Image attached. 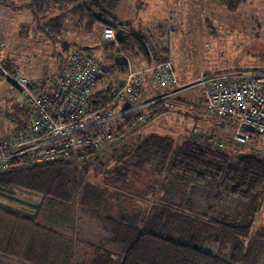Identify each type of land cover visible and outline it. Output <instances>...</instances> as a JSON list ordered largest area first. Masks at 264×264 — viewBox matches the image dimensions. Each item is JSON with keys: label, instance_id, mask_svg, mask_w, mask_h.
Wrapping results in <instances>:
<instances>
[{"label": "rangeland", "instance_id": "rangeland-1", "mask_svg": "<svg viewBox=\"0 0 264 264\" xmlns=\"http://www.w3.org/2000/svg\"><path fill=\"white\" fill-rule=\"evenodd\" d=\"M31 1L0 0V42L5 44L0 62L8 60L3 56L9 50L13 56L7 61L11 66L10 70L21 68L36 83L49 80L57 77L62 71L61 59L65 56L64 49L69 48L71 51L76 46L86 44L91 48L83 51L96 56L106 69L107 75L98 83L97 90L107 84L112 87L123 84L130 71H137L134 70L136 57L122 50L118 42H111L117 51L114 56L116 62L106 59L109 52L105 48L107 41L102 37V30L106 25L96 26L90 33L83 29L72 30L60 38H51L40 27V22L34 20L32 9L28 6ZM114 17L120 22L118 27L122 31L140 32L148 39L146 46L151 48V51L148 48L151 58L144 66L161 60H171L183 86L201 74L222 76L228 72L248 75L264 70V0H244L236 11L227 10L217 0H123L114 12ZM163 47L169 48L168 59L161 57L160 60H156L155 54L159 56ZM112 64H115V67ZM163 90L166 94L179 88ZM190 90L202 94L201 89L197 87H189L185 91ZM146 95L145 100L149 98ZM153 98L157 99L149 105L147 102L149 112L155 102L163 100V97L155 94ZM201 100V97L190 101L178 100L172 105L164 103L166 107L159 104V112L162 111L160 114L144 124L134 123L135 136L138 133L146 135L154 131L153 128L180 138L181 141L190 138L192 134L200 137V134L205 133L230 152L233 151L231 153L252 152L264 156V134H252L253 138L248 130H243L250 134L251 139L239 145L233 139L234 127L223 128V122L211 113L217 121V128H213L214 132L206 131L203 123L204 110L191 105L192 103L201 106L203 103ZM28 111L29 107L22 100L20 90L0 71V140L10 136L14 129L24 126ZM124 119L130 122L131 117L124 116L118 122L122 123ZM104 153L106 156L103 157L106 159L115 152L111 149L108 156L106 152ZM110 163L109 169L97 167V170L89 171L91 175L85 177L84 182L104 190L98 204L102 212L109 206L104 205L109 201L114 204L110 211L113 218L119 222L123 220L129 224H139L145 218L152 202L153 188L148 182L159 176L141 174L140 177L131 179V189L122 188L111 180L115 172L113 162ZM118 188L122 193L119 198L115 195L120 192ZM7 193L12 197L4 199V203L21 214L31 213L30 206L40 204L43 198L42 194L27 189L12 188ZM78 202L80 203V199ZM196 204L200 206V211L208 207V203L203 200ZM77 205H71L65 213L55 212L50 204L43 208L38 222L56 232L51 234L34 230L31 225L27 226L18 220L0 216V250L4 253L0 254V264H92L98 255L109 258L112 252L119 251L120 239L114 237L112 239L102 220L81 209L82 204ZM242 205L236 206L241 209ZM223 211L229 212L228 216L232 218L233 213L230 211L233 210L225 208ZM217 218L221 219L219 216ZM197 220L203 219L198 217ZM239 220L234 221L242 223L241 225L251 224L249 235L242 237L245 246L248 247L249 258H255L254 264H263L261 237L254 238V233L264 227V204L258 206L256 213H252L250 208L244 210L242 219ZM119 228L124 234L125 229L122 226ZM181 236L186 234L182 232ZM103 248L107 252L103 251ZM120 257L123 256L113 257L117 259V264H120ZM23 258H27L31 263Z\"/></svg>", "mask_w": 264, "mask_h": 264}, {"label": "trees", "instance_id": "trees-1", "mask_svg": "<svg viewBox=\"0 0 264 264\" xmlns=\"http://www.w3.org/2000/svg\"><path fill=\"white\" fill-rule=\"evenodd\" d=\"M122 1L32 0L28 6L32 9L34 20L40 22V27L51 38H60L72 30L83 29L90 33L96 26H113L119 33L117 41L121 49L149 63L151 48L146 46V36L134 31L126 33L118 27L120 22L114 17V12ZM217 1L227 10L236 11L244 0ZM76 48L81 49L82 46L72 50ZM105 48L109 52L106 59L116 62L114 56L117 51L113 43L106 42ZM71 51L69 48L63 50L65 56L61 59V73ZM160 51L162 53L159 56L155 54L156 60L161 57L168 59L169 48L163 47ZM2 63L11 69L7 61L3 60ZM112 65L115 67V64ZM61 73L49 80L34 82L49 88ZM111 88L110 84L104 85L96 95L106 97ZM202 98L206 106L204 94ZM163 100L155 102L150 108L147 121L162 112H159V104L167 106H164L166 102ZM28 116L29 111L25 121ZM114 127L117 128L119 139L101 150V153L85 151L78 156L54 162L16 160L9 169L1 171L0 216L51 234L56 232L38 222L43 208L50 204L55 212L65 213L71 205L81 203L82 206H77L106 224L107 233L112 239H120L119 251L112 252L109 258L98 255L92 264H117V259L113 257L118 256H123L120 257V264H254L255 258H249L248 247L242 238L249 235L251 224L241 225L234 220L242 219L244 210L249 208L252 213H256L258 206L264 204V156L252 152L231 153L233 151L230 152L205 133L200 134V137L192 134L190 138L181 141L180 138L157 130L135 136L136 128L125 119L122 123L115 122ZM248 131L251 135L264 134L255 130ZM111 149L115 153L104 159V152L108 156ZM110 162H113L115 172L111 180L122 188L131 189V179L141 174L159 176L148 182L153 188L152 202L139 224L133 225L123 220L119 222L113 218L110 211L114 204L109 201L104 204L109 206L102 212L98 204L104 190L84 182L85 177L91 175L89 171L101 167L109 169ZM12 188L40 193L43 195L42 201L30 206L31 213L21 214L4 203V199L12 197L7 193ZM206 194L208 197L205 198ZM115 195L119 198L122 193L120 191ZM199 200L208 203L203 211L196 204ZM237 204H243L241 209ZM225 208L233 210L230 211L233 213L231 219L229 212L223 211ZM198 217L203 220H197ZM119 226L125 229L124 234ZM182 232L186 236H181ZM255 236L261 237L260 249L264 253V227L254 233ZM103 251L107 252L105 248ZM0 254L4 253L0 250ZM23 259L31 263L27 258Z\"/></svg>", "mask_w": 264, "mask_h": 264}, {"label": "built area", "instance_id": "built-area-1", "mask_svg": "<svg viewBox=\"0 0 264 264\" xmlns=\"http://www.w3.org/2000/svg\"><path fill=\"white\" fill-rule=\"evenodd\" d=\"M102 37L118 42L113 26L104 27ZM4 47L0 42V55ZM0 71L29 107L24 126L0 140V172L16 160L54 162L103 150L119 139L114 123L124 116L131 117L132 125L147 121V102L157 99L144 98L152 86L178 87L179 91L200 88L209 113L223 122V128L234 127L233 139L239 145L251 139L243 130L264 133V70L232 78L201 74L183 86L173 62L161 60L130 71L124 83L113 86L106 97L96 95L98 83L107 75L105 65L83 50L69 53L63 73L49 88L38 86L21 68L10 70L0 62Z\"/></svg>", "mask_w": 264, "mask_h": 264}, {"label": "crops", "instance_id": "crops-1", "mask_svg": "<svg viewBox=\"0 0 264 264\" xmlns=\"http://www.w3.org/2000/svg\"><path fill=\"white\" fill-rule=\"evenodd\" d=\"M123 2V1H122ZM125 30H127L126 29V26H125V28H124ZM83 46H87L86 44H84V45H82V47ZM9 50H7V52H6V54H4V56H3V58L6 60V59H8V60H11L12 58L11 57H13L12 56V53L10 52ZM8 60H6V61H8ZM138 60V61H137ZM135 59L134 60V63H135V69L134 70H138V69H140V68H143V67H145L144 65L146 64V62H145V60H142V59H140V58H138V59ZM22 70V69H21ZM24 73V72H23ZM25 74V73H24ZM26 75V74H25ZM222 76H224V77H226V78H232L233 76H235V74L234 73H223L222 74ZM144 85L145 86H148V82H145L144 83ZM154 86H152V88H151V90L149 91V93H148V95H147V97H149V98H151V97H153V95L155 94V96H158V97H163V99H165L164 100V102H166V103H169V104H174V102L175 101H178V100H196V99H199L200 97H201V101L203 102L202 104H201V106H197L196 104H192L191 103V105H193L195 108H197L198 107V109L200 110V107H201V109H203L204 111H202L203 113H204V121H203V123H204V125H205V130L206 131H210V132H214L215 130L213 129V128H217V121H216V119L208 112V110H207V108H206V106H205V104H204V101H203V98H202V94H201V92H199V91H193V90H190V91H184V92H177V91H171V92H167L166 94H164L165 92H164V90L163 89H160V88H153ZM155 90V91H154ZM154 91V92H153ZM159 92V94H156V93H158ZM172 93V94H171ZM171 94V95H170ZM214 119H215V121H214ZM211 120V121H210ZM210 122V123H209ZM208 123L210 124L209 126H208V129H207V125H208ZM151 124V123H150ZM219 125V124H218ZM15 130V129H14ZM13 130V131H14ZM153 130L155 131V129L153 128ZM214 130V131H213ZM217 130V129H216ZM12 131V132H13ZM231 134V133H230ZM230 136V135H229ZM231 138H232V134H231V136H230Z\"/></svg>", "mask_w": 264, "mask_h": 264}, {"label": "water", "instance_id": "water-1", "mask_svg": "<svg viewBox=\"0 0 264 264\" xmlns=\"http://www.w3.org/2000/svg\"><path fill=\"white\" fill-rule=\"evenodd\" d=\"M124 25V24H123ZM118 35H119V33H118ZM89 49V47L88 46H83L82 47V50H88Z\"/></svg>", "mask_w": 264, "mask_h": 264}]
</instances>
